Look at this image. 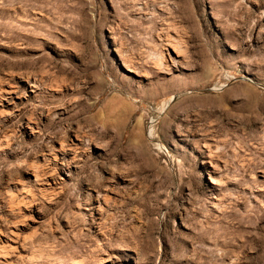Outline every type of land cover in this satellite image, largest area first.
<instances>
[{"label": "rangeland", "instance_id": "374dc122", "mask_svg": "<svg viewBox=\"0 0 264 264\" xmlns=\"http://www.w3.org/2000/svg\"><path fill=\"white\" fill-rule=\"evenodd\" d=\"M0 264H264V0H0Z\"/></svg>", "mask_w": 264, "mask_h": 264}, {"label": "bare ground", "instance_id": "6f19581e", "mask_svg": "<svg viewBox=\"0 0 264 264\" xmlns=\"http://www.w3.org/2000/svg\"><path fill=\"white\" fill-rule=\"evenodd\" d=\"M3 256V255H2Z\"/></svg>", "mask_w": 264, "mask_h": 264}]
</instances>
